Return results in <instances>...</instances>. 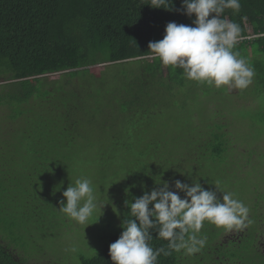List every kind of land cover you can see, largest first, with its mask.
I'll list each match as a JSON object with an SVG mask.
<instances>
[{
    "label": "trees",
    "instance_id": "obj_1",
    "mask_svg": "<svg viewBox=\"0 0 264 264\" xmlns=\"http://www.w3.org/2000/svg\"><path fill=\"white\" fill-rule=\"evenodd\" d=\"M150 2L0 0V264H28V256L43 247L36 232L43 236L50 233L62 240L64 232L70 230L69 221L73 220L59 211V201H66L62 193L74 183L73 176L81 170L76 162L84 156L78 153L81 146H101L103 138L110 137L107 127L100 129V125H96L103 96L119 102L114 111L117 118L127 119L126 133L133 136L139 128L136 125L139 118L133 117L132 106L149 107L143 118L151 117V113L166 114L173 104L180 102L183 90L192 89L190 97L193 99V93H197L201 85L212 87L184 78L182 69L164 66L159 58L153 57L148 44L163 38L168 22L191 24L195 17L155 8ZM172 2L174 9L181 7V0ZM240 3L238 12L226 9L223 15L240 25L241 38L234 50L243 58L251 51L248 62L255 68L258 82H264V0H240ZM98 64L116 66L117 77L104 79L100 68L93 67ZM58 72L64 75L50 79L49 74ZM209 89L203 90L204 94L209 93ZM259 91L264 93V87H259ZM91 99L95 110H91L87 102ZM211 121L208 138H196L199 148L190 155L182 150L183 154L179 155L182 163L187 161L190 166L193 162L191 168L195 167V162L205 163L206 168L213 167L216 158L221 160L227 153L229 147L223 137L210 133L215 127L212 123L217 122ZM90 131L96 132L95 139L90 137ZM116 139L120 138H115L114 144L120 142H115ZM141 141L137 139L136 144ZM156 142L153 139L152 145L139 146L140 152L130 157L129 172L120 176L123 189H133L136 193L150 191L160 178L167 180L171 170L163 178L161 167L165 160L155 159ZM123 145L131 147L125 141ZM107 156L100 152L98 158L102 169L110 167L103 176H112L119 171L112 173L115 157ZM173 172L180 179L179 171L173 168ZM198 179L206 188H214L211 178ZM141 184L146 187L142 188ZM142 194L120 195L122 207L113 225L115 233L104 236V244L97 254L79 252L75 264H113L109 245L123 231L122 221L130 211L125 201ZM212 228L217 227L205 222L201 229V235L208 238L202 250L211 257L207 264H220L223 255L237 256L246 247H254V254L264 256L255 244L248 245V240L243 250H239L242 240L238 245L234 243L235 248L230 244L225 251L217 250L215 253L219 256L214 258L211 252L216 247L214 239L219 235L214 236ZM155 235L153 233V247L167 245L166 240L157 239ZM12 244L17 250L16 246L21 248L19 257L10 249ZM34 247L37 248L25 254L24 250ZM191 256L183 251L172 252L169 256L161 255L158 261L159 264H184Z\"/></svg>",
    "mask_w": 264,
    "mask_h": 264
},
{
    "label": "rangeland",
    "instance_id": "obj_2",
    "mask_svg": "<svg viewBox=\"0 0 264 264\" xmlns=\"http://www.w3.org/2000/svg\"><path fill=\"white\" fill-rule=\"evenodd\" d=\"M251 32L249 33L251 34ZM251 56L252 53L249 51L245 59L248 61ZM106 64H98L93 67L95 69L100 68L104 79L116 78V66L109 65L106 67ZM255 74H257L256 70ZM60 75H64V73L49 74V77L50 79H57L61 77ZM63 78L65 77L63 76ZM263 83V81L258 82V77L254 76L252 84L244 90H229L226 86L219 89L212 86L209 89L207 85H201L198 92L193 93V99L190 97L192 89L188 88L180 93L181 100L170 107V113L161 114L160 112L155 115L151 113V117L143 118L149 109L147 105L140 108H136V105L132 106V112L135 113L133 117L139 118L136 122L139 128L135 129L133 136L131 133H126L129 129L127 119L117 118V113L114 111L119 102L110 96H103L98 115L99 121L96 125H100V129L107 127L110 137L103 138L101 146H91L90 148L85 145L81 146L82 148L78 153L84 156L76 159L81 170L73 177L74 181L81 175L90 177L97 190L98 201L105 205L93 213L90 218L92 224L86 227L74 220L73 222L68 220L71 224L69 225L70 230L64 232L65 237H62V240H59L60 237L50 236V233L43 236L41 232H36L35 236L40 237L43 241V247H40L39 251L31 257L28 256V264H75L76 260L78 263V253L81 251L86 255L97 254L104 244V236L115 233L113 225L117 219V212L122 207L120 195H137L143 192L136 193L133 189H123V179L121 180L120 176L121 174L125 176L126 172H129L132 163L130 157L140 152L138 147L144 144L145 146L152 145L153 139L158 141L154 145V150L158 151L155 154V159L165 160L161 167L163 178L169 170L171 173L165 179L171 181L176 178L173 168L179 171L180 179L188 183H191L189 176L193 179L202 177V180L207 176L211 178L212 183L219 181V186L223 191L234 193L235 197L242 200L249 208L251 223L243 230L226 232L222 228L211 229V232L215 233L214 236L219 235L214 239L216 247L211 252L212 256L218 258L219 255L215 253L217 250L225 251L227 245L230 244L231 247L235 248L234 243L238 245L242 240L243 244L239 250H243L244 243L248 240V245L255 244L257 251L264 253V93L259 91V87H264ZM206 88L210 92L204 94L203 90ZM92 101L93 99L87 102L91 104V110H95L96 107ZM211 120L218 123H212L215 127L210 133H217L223 137V141H226L229 147L226 150L227 153L223 155L224 158L221 160L218 159L219 157L216 158L213 167L206 168L204 167L205 163L195 162V167L191 168L193 162L191 161L190 166H188L187 161L185 163L180 161L179 155L183 154L182 150L190 155L191 152L199 148L200 143L196 138L203 140L208 138L211 127L209 121L211 123ZM90 137L95 139L97 137L96 132L90 131ZM144 137L145 140L142 139ZM115 138H120L115 140V142L118 140L120 142L114 144ZM137 139L142 141L136 144ZM124 141L125 144L129 143L131 147H125ZM150 151L153 150L150 149ZM100 152L106 153L108 158H110L109 156L115 157V168L111 171L112 173L119 171L118 173L116 172L112 176L105 174L103 176V173L109 171L110 167L106 170L102 169L98 158ZM60 197L58 198L60 199ZM107 224L110 225V228L107 227ZM210 245L213 246V243ZM12 246L10 249L16 257H19L22 252L21 248L16 246L17 250L14 248L15 245L12 244ZM35 248L37 247L29 248L28 251L24 250V252L27 255ZM72 248H75V251H72ZM243 252L245 253L242 257ZM243 252H239L237 256L235 254L223 255L221 258L223 261L220 264H264V256L254 254V247L251 249L246 247ZM204 255L206 254L201 251L183 263L207 264L211 261V257ZM202 256H204L203 259Z\"/></svg>",
    "mask_w": 264,
    "mask_h": 264
},
{
    "label": "clouds",
    "instance_id": "obj_3",
    "mask_svg": "<svg viewBox=\"0 0 264 264\" xmlns=\"http://www.w3.org/2000/svg\"><path fill=\"white\" fill-rule=\"evenodd\" d=\"M149 4L195 17L191 24L168 22L163 38L149 42V51L164 66L180 68L184 78L217 89L244 90L252 84L254 68L234 50L241 27L223 15L226 9L238 12L240 0H181L179 9L173 8L172 0ZM189 177L191 183L160 178L150 191L125 201L130 211L122 221L123 231L109 245L113 264H159L161 255L181 251L191 256L207 245V236L201 235L205 222L226 232L243 230L251 223L249 208L234 193L223 191L219 181L212 183L214 188H206L199 179ZM62 196L66 201H59V211L85 227L105 205L98 201L93 180L84 175L70 183ZM153 233L167 245L153 247Z\"/></svg>",
    "mask_w": 264,
    "mask_h": 264
}]
</instances>
